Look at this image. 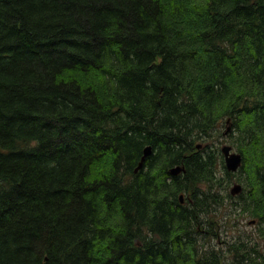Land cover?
Instances as JSON below:
<instances>
[{"label":"trees","instance_id":"trees-1","mask_svg":"<svg viewBox=\"0 0 264 264\" xmlns=\"http://www.w3.org/2000/svg\"><path fill=\"white\" fill-rule=\"evenodd\" d=\"M263 220L264 0H0V264H264Z\"/></svg>","mask_w":264,"mask_h":264},{"label":"rangeland","instance_id":"rangeland-1","mask_svg":"<svg viewBox=\"0 0 264 264\" xmlns=\"http://www.w3.org/2000/svg\"><path fill=\"white\" fill-rule=\"evenodd\" d=\"M230 130H232V125L230 124ZM224 130H226V127H222L221 133L224 132ZM212 139H215V137H213L212 135L201 141L202 144H206L209 143ZM216 143H218L219 148L221 147L222 144H229L231 145L232 149L234 148V151H238L237 146L240 148V142L238 140L237 137V132L235 131H230L229 134H222L220 136V140L217 138L215 139ZM198 143L201 145L202 144ZM197 144V145H198ZM200 148V147H199ZM236 149V150H235ZM243 152H244V148H243ZM244 155V153H243ZM245 160L243 162V167H245ZM242 167V168H243ZM245 168H243V170L241 171H237L235 176H232L233 179L238 178L239 175H244L245 172ZM236 183H240V181L236 180ZM243 184V192H244V197L242 199H238V198H234L236 200V202H234V205L231 203V201L225 197L227 194V192H229V188L231 187L232 183L230 184V186H228V188L225 190H223V193H225L224 196V200L223 203L218 205L216 207V211H217V216L214 219H211L210 223H209V229L213 230V223L215 224V226L217 225V223L219 224V226L217 227V230L215 232H218V237L221 240H225L226 238L229 240L233 237H237L239 234L240 235H246L248 234L250 231H253L255 229V225L256 224H251L250 221L251 219L257 218L259 219V217L257 216V214L253 213L252 210V206L247 205V200H249V190H248V184H247V178L244 177L243 181H241ZM202 188H204L205 186L203 184L200 185ZM242 191V190H241ZM235 205L237 206V208L235 207ZM240 207V208H239ZM215 209V207H214ZM240 210V211H239ZM223 217L225 218H222ZM218 222H217V221ZM263 224H264V220H263ZM217 236H215L213 238L214 242H219ZM261 242V241H260ZM220 244L224 247L225 243L224 241L220 242Z\"/></svg>","mask_w":264,"mask_h":264},{"label":"water","instance_id":"water-1","mask_svg":"<svg viewBox=\"0 0 264 264\" xmlns=\"http://www.w3.org/2000/svg\"><path fill=\"white\" fill-rule=\"evenodd\" d=\"M229 130H230V127L227 126L226 130L224 131V134L228 133ZM200 146L201 145L198 144L197 148H199ZM150 151H151L150 146H146L143 149V155L141 156L140 161L138 162V165L135 167L134 171H137L138 168H140L142 166V163H143L145 157L150 154ZM220 151L223 155L224 164H225V167L228 171H236L241 166L242 155L239 152L232 151L231 145H229V144L221 145ZM183 171H184V167L182 165H175L168 170V172L171 176H175L178 173L183 172ZM241 190H242V186L239 183H234L230 187V193L232 195L240 193ZM179 199L181 202H183V194H180Z\"/></svg>","mask_w":264,"mask_h":264},{"label":"flooded vegetation","instance_id":"flooded-vegetation-1","mask_svg":"<svg viewBox=\"0 0 264 264\" xmlns=\"http://www.w3.org/2000/svg\"><path fill=\"white\" fill-rule=\"evenodd\" d=\"M232 151H234V149L232 150ZM235 152H237V151H235ZM236 172H237V170L236 171H234V172H230L231 173V175H234L235 176V174H236ZM236 180H233V184L234 183H236L235 182ZM240 183H241V186H242V191H243V184H242V182L240 181ZM232 184V185H233ZM231 185V186H232ZM229 193H230V188H229ZM230 195L231 196H233V197H229L228 199L234 204V202H236V200L234 199V198H238L236 195L237 194H235V195H232L231 193H230ZM245 195H243L242 197H244ZM250 223L251 224H256L255 226V229L253 230V231H250L249 233H251L252 234V236H253V238L255 237V234H256V236H257V232H258V230H259V228H261L262 227V222H261V220H260V218L259 219H257V218H254V219H251V221H250ZM258 237V236H257ZM233 239V238H232ZM257 241H259L258 242V246L259 247H261V248H263V240H260V239H258L257 238ZM261 241V242H260Z\"/></svg>","mask_w":264,"mask_h":264},{"label":"bare ground","instance_id":"bare-ground-1","mask_svg":"<svg viewBox=\"0 0 264 264\" xmlns=\"http://www.w3.org/2000/svg\"><path fill=\"white\" fill-rule=\"evenodd\" d=\"M226 144H227V143H226ZM233 149H234V148H233ZM233 149H232V150H233ZM235 150H236V149H235ZM239 153H240V152H239ZM242 157H243V156H242ZM239 168H240V167H239Z\"/></svg>","mask_w":264,"mask_h":264}]
</instances>
